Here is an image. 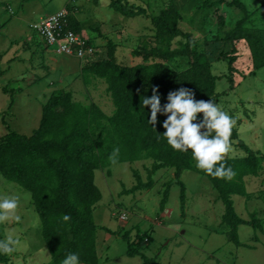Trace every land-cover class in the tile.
I'll list each match as a JSON object with an SVG mask.
<instances>
[{
	"label": "rangeland",
	"instance_id": "rangeland-1",
	"mask_svg": "<svg viewBox=\"0 0 264 264\" xmlns=\"http://www.w3.org/2000/svg\"><path fill=\"white\" fill-rule=\"evenodd\" d=\"M113 1L0 0V28L4 26L0 29V140L11 131L31 136L41 125L45 105L62 91L87 108L97 105L110 116L116 112L108 84L92 74L84 76L87 63L57 54L31 29L33 24L63 11L72 2L79 9L77 17L84 24L95 25L84 31L85 38L94 40L99 52L95 61L108 58L107 44L111 39L117 46L118 61L134 67L141 63V57H135L132 51L139 46L142 36L154 34L152 17L176 7L183 17L181 25L192 34L190 47L198 54L208 55L212 74L221 78L216 103L235 118L234 127L241 141L263 157L259 176L247 177L244 194L233 196L236 214L259 225H243L237 237L231 236L230 228L223 224L224 203L212 182L199 173H183L181 181L186 187L183 210V188L176 183L174 169L150 173L154 165L148 160L120 164L96 174L103 198L94 210L95 223L98 234L108 236L109 233L110 241L114 242L108 253L105 250L108 245L97 241L98 251L103 255L100 264H142L140 256L127 255L129 243L135 240L138 243L140 237L152 239L145 254L159 264H264V69L254 74L248 44L231 43L223 36L225 30H234L245 13L239 8L219 5L220 0H122L124 4L128 1L146 10L131 18L114 9ZM240 1L251 12L248 28L264 29V0ZM98 25L100 29L93 30ZM213 33L219 34L217 42L210 38ZM187 47L188 39L183 37L176 38L172 44L176 52H183ZM233 58L235 63L230 64ZM244 156L246 153L241 148L232 146L225 157ZM134 170L145 183L152 181L153 185L125 194L124 189L136 185ZM168 184L171 189L163 208ZM10 193L25 197L19 210L21 221L0 226L1 238L6 232H15L23 241L17 252L8 255L11 264H45L44 261L55 264L32 195L0 174V195ZM124 213L128 220L123 227Z\"/></svg>",
	"mask_w": 264,
	"mask_h": 264
},
{
	"label": "trees",
	"instance_id": "trees-1",
	"mask_svg": "<svg viewBox=\"0 0 264 264\" xmlns=\"http://www.w3.org/2000/svg\"><path fill=\"white\" fill-rule=\"evenodd\" d=\"M98 1L94 0L95 3ZM217 3L239 8L245 13L234 30H225L223 36L225 41L231 43L245 41L252 53L253 73L263 70L264 29L248 28L252 22L251 12L242 1L220 0ZM112 7L131 18H137L146 11L128 1L124 4L122 0H114ZM210 7H213L212 4ZM67 8L73 13L77 12V8L72 10L69 5ZM182 20V14L176 7L152 17L154 34L142 36L141 43L132 51L135 57H141V63L137 66L121 64L116 55L117 46L109 39L108 58L88 63L83 68L84 76L92 74L108 84V91L116 106L114 115H107L97 105L87 108L75 103L71 94L62 91L53 95L45 105L41 125L31 136L11 131L1 138L0 174L32 195L33 204L42 219L44 239L55 264H62L69 253H79L81 264L99 263V228L95 223L94 210L103 195L96 183V174L125 163L153 161L150 173L165 168L174 169L176 183L183 188V210L186 188L181 181L183 173H199L212 182L224 203L223 224L230 228L231 236L237 237L238 229L243 225H259V222L250 223L239 217L234 208L233 196L244 194L247 177L259 176L263 158L260 152L251 150L241 141L238 129L233 128L231 143L241 148L246 156L236 159L225 157L226 166L231 167L235 175L230 180L217 178L196 167L190 150L180 152L168 145L162 135L166 131L163 128L166 117L158 115L159 122L154 128L149 121L150 106H141L144 96L153 95V88L159 89L162 105L167 103L171 91L180 88L194 91L197 100L216 101L217 84L221 78L212 74L208 55L198 54L190 47L192 34L181 25ZM69 21L70 28L82 35L85 22L74 15L70 16ZM220 21L223 24L222 19ZM3 28L1 26L0 29ZM99 29L98 25L93 30ZM179 37L188 39V47L183 52L172 49L173 41ZM210 38L217 42L219 34L213 33ZM234 63L235 58L231 59L230 64ZM230 78L233 84V73ZM199 116L202 118L203 114ZM117 148L119 152L113 155V150ZM134 177L136 185L124 189L125 194L153 185L152 181L145 183L135 170ZM170 189L171 186L165 191L163 208ZM65 215L70 219L64 220ZM146 239L140 237L137 244L136 241L130 242L127 255L140 256L144 264H159L145 254L150 242L148 237ZM0 264H11L10 257L0 254Z\"/></svg>",
	"mask_w": 264,
	"mask_h": 264
},
{
	"label": "clouds",
	"instance_id": "clouds-1",
	"mask_svg": "<svg viewBox=\"0 0 264 264\" xmlns=\"http://www.w3.org/2000/svg\"><path fill=\"white\" fill-rule=\"evenodd\" d=\"M76 1L72 0V2ZM72 2L69 4L70 9L77 8V12L74 11L73 13L66 7L65 10L68 12L69 18L71 15L77 17L79 12L78 7ZM10 11L14 15L12 9ZM77 19L79 18L77 17ZM82 36L85 37V33ZM85 39L92 42L91 45L96 49L90 38ZM98 57L99 52L96 50L95 58L86 63L95 62ZM161 99L159 89L153 88V95L151 97L144 96L141 106L143 108L150 106L149 121L154 128L159 122L158 115L166 117L163 121V128L166 131L162 135L166 138L168 145L180 152L190 150L193 159L196 161V167L208 175L232 179L235 172L231 167L226 166L225 156L232 150L231 136L236 124L235 118L223 110L214 99L197 100L195 92L187 88L171 91L167 96V103L163 105ZM201 113L203 114L202 118L199 116ZM118 152V148L114 149L113 155ZM24 198L20 193L0 195V226L21 221L22 217L19 215V210ZM63 219L67 221L70 218L65 215ZM22 245L23 241L17 233L6 232L3 238H0V254L12 255ZM62 264H81L79 253L67 254L62 260Z\"/></svg>",
	"mask_w": 264,
	"mask_h": 264
},
{
	"label": "built area",
	"instance_id": "built-area-1",
	"mask_svg": "<svg viewBox=\"0 0 264 264\" xmlns=\"http://www.w3.org/2000/svg\"><path fill=\"white\" fill-rule=\"evenodd\" d=\"M32 29L45 41L47 46L55 48L58 54L76 57L84 63L96 56V49L88 40L70 28L69 14L65 9L57 14L42 18L38 23L32 25ZM121 220L126 222L128 215L122 214Z\"/></svg>",
	"mask_w": 264,
	"mask_h": 264
},
{
	"label": "crops",
	"instance_id": "crops-1",
	"mask_svg": "<svg viewBox=\"0 0 264 264\" xmlns=\"http://www.w3.org/2000/svg\"><path fill=\"white\" fill-rule=\"evenodd\" d=\"M94 24H92V23H87V24H84V28L86 29V28H91V26H93ZM95 26V25H94ZM97 27V26H96ZM109 32V31H108ZM84 33V32H83ZM92 40V39H91ZM92 41H94V40H92ZM17 53V52H16ZM15 53V54H16ZM14 54V55H15ZM18 54V53H17ZM17 54H16V56H17ZM69 57H72V56H69ZM78 59V58H77ZM55 62L56 63H58V61L57 60H55ZM122 221V220H121ZM121 225L124 227V226H126V223L124 222V221H122L121 222ZM107 231L108 232H112V229L111 228H107ZM111 235L108 233V236L107 235H105V234H98L97 233V241L99 240V241H101V242H103L104 243V245L105 244H107L108 246H107V248L105 249V250H107L108 251V253L110 252V250H111V248H112V246L114 245V242L113 241H110L111 240ZM152 239L150 238V241H151ZM136 241V240H135ZM136 243V242H135ZM137 244V243H136ZM97 249H98V244H97ZM29 254V253H28ZM98 256H99V263L98 264H100V262H101V260H102V253L100 252L99 253V251H98ZM48 258H49V256H47ZM44 263L45 264H49V263H47V262H45L44 261ZM39 264H41V263H39ZM142 264H144V262L142 263Z\"/></svg>",
	"mask_w": 264,
	"mask_h": 264
}]
</instances>
